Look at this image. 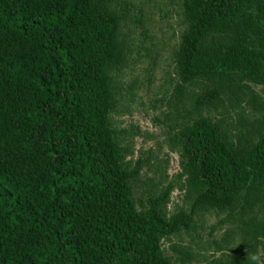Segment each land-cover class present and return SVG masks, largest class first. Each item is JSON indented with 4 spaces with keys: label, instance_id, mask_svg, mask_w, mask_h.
Masks as SVG:
<instances>
[{
    "label": "trees",
    "instance_id": "obj_1",
    "mask_svg": "<svg viewBox=\"0 0 264 264\" xmlns=\"http://www.w3.org/2000/svg\"><path fill=\"white\" fill-rule=\"evenodd\" d=\"M231 1H181L174 60L183 80L214 74L199 58ZM103 2L0 0V264H171L160 236L189 232L200 207H229L221 190L240 165L264 173V138L243 153L197 119L173 137L189 211L164 215L170 186L136 210L130 185L140 161L122 164L108 119L107 69L123 60L125 42ZM262 49L254 52L264 57ZM199 86L196 107L212 105L219 90Z\"/></svg>",
    "mask_w": 264,
    "mask_h": 264
},
{
    "label": "rangeland",
    "instance_id": "obj_2",
    "mask_svg": "<svg viewBox=\"0 0 264 264\" xmlns=\"http://www.w3.org/2000/svg\"><path fill=\"white\" fill-rule=\"evenodd\" d=\"M182 0H104L116 16L124 40L123 60L107 69L111 87L109 123L121 161H140L130 196L140 214L146 200L170 186L163 213L188 212L193 192L180 167L173 137L194 120L206 119L234 150L246 153L264 138V47L262 0H232L218 31L204 40L200 62L214 74L197 83L183 80L174 53L184 29ZM263 50V49H262ZM264 51V50H263ZM217 88L207 107H196L199 85ZM206 89V87H205ZM227 208L203 206L189 232L160 236L171 264H264V173L240 165Z\"/></svg>",
    "mask_w": 264,
    "mask_h": 264
}]
</instances>
